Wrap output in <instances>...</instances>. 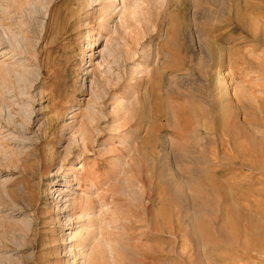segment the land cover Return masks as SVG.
<instances>
[{
  "label": "rangeland",
  "instance_id": "obj_1",
  "mask_svg": "<svg viewBox=\"0 0 264 264\" xmlns=\"http://www.w3.org/2000/svg\"><path fill=\"white\" fill-rule=\"evenodd\" d=\"M105 1L0 0V264H264V0ZM169 51L192 72H163ZM82 122L98 142L74 165L134 182L117 256L66 203L87 190L65 160Z\"/></svg>",
  "mask_w": 264,
  "mask_h": 264
},
{
  "label": "bare ground",
  "instance_id": "obj_2",
  "mask_svg": "<svg viewBox=\"0 0 264 264\" xmlns=\"http://www.w3.org/2000/svg\"><path fill=\"white\" fill-rule=\"evenodd\" d=\"M111 7V8H116L117 7V3L115 0H107L105 1L104 3V10H109L108 8ZM110 8V9H111ZM110 11V10H109ZM125 19V18H124ZM112 30V29H111ZM10 32V31H9ZM211 43V42H210ZM184 47V46H183ZM185 48V47H184ZM170 52V53H169ZM168 53L166 52V55L169 57V62L168 65H166L162 70L163 72L164 71H167V70H173V71H177V70H180V65L181 66H187L188 64V61L189 59H187L186 57H182L180 60H175L176 62H174V64H172V52L169 51ZM211 55V58L216 59H220V60H223V53H218L216 50L212 51V54L210 53ZM175 57V56H173ZM180 64H179V63ZM178 63V64H176ZM204 63V62H203ZM222 64V63H221ZM191 64H188V68L186 70H188L190 73L192 72L191 68H189ZM186 68V67H185ZM172 72V71H171ZM170 72V73H171ZM169 73V72H168ZM174 73V72H173ZM188 73V72H186ZM162 74V73H160ZM158 75V74H157ZM163 77V76H162ZM230 85V84H229ZM228 87V83L226 85V83L224 84V89H227ZM223 90V88H221ZM237 89H235V92L233 93H230L229 95H227V98L229 100L230 103L233 102V97L237 95ZM233 94V96H232ZM158 103H156V105H153L152 108H151V113H150V117H151V121L154 122V127L156 128L154 131L156 132V136L157 138L155 139V142H154V147L155 148H152V149H155L154 153H153V157H154V160H158V153H157V149L158 146L160 145V143L162 142L161 139L158 137V131L159 128H161V126L164 125V123H167V124H170L171 121H172V118L171 117H166L164 118L163 117V113L159 110L158 106H157ZM175 104V102H174ZM212 104V103H211ZM174 107V106H173ZM95 113V112H94ZM93 113V114H94ZM91 115V114H90ZM173 115V114H172ZM176 113H174L173 117H175ZM178 115V114H177ZM180 115V114H179ZM149 117V118H150ZM177 117V116H176ZM179 117V116H178ZM238 119L237 116H234V120L235 119ZM93 119V118H92ZM163 119H166L164 122H163ZM181 120V119H179ZM85 121V120H84ZM214 121V120H213ZM239 121V120H236V122ZM157 122H159L160 124H157ZM181 122V121H180ZM179 122V123H180ZM224 122V121H223ZM235 122V123H236ZM83 123V122H82ZM81 123V125L79 126V128L77 129L76 127V134H77V137L75 138V141L73 142V144L71 143L70 145V148H69V154L66 156V159L67 161H71L70 163H72V167H71V170H73V180H77V182H86L87 184V190L85 191V194L84 196L82 195H79V196H73L74 198L72 199H66V203L68 207H72V208H79L80 209V214L83 218L87 219V229L93 227V226H96L97 229H94V231H90V230H87L89 233H92V241H94L95 243H98V241H100L101 244H99L98 246H101V247H104L106 246V248L102 251V254L103 255H107V252L109 251V253H111V257H112V254H115L116 256L118 255V252L119 251H124V250H130L131 249V246H130V243L129 241L131 240L130 236L127 237V238H123L125 239V242L121 245H118V236L115 235V238H113L114 236H112V238L109 240L108 238H106L108 235H110V233H106L107 229H112L114 230V226L117 225V219H115V215H119V216H122V220H127L125 223H124V229L126 230V234H130L129 233V230H130V225H131V220L129 221V213L128 211H131V210H128V208H126V210L124 211H121L119 210L118 208L125 205V204H128V201H129V197H130V191L131 189L133 188V181H132V178L130 179H126V178H123V182H127L125 185H119L117 183V180L115 179L114 177V183H112L111 181L110 182H106L105 184L107 185V188H105V190H101V181H100V172H101V169L96 167V168H92V169H86V166H87V162L85 163H82L81 166L79 167H76V165H74L71 157L69 156L71 153L75 152V151H79L81 156H84V160H86L87 157L91 156L92 154H94L92 151H90L91 149H93L94 146H90V145H95L98 140H96L95 135H94V123H90V122H84L83 124ZM233 125H234V121H233ZM236 125H238L237 129L238 131H243V129L247 126H244L243 124H241L240 122H237ZM96 127V126H95ZM153 127V128H154ZM232 127V126H230ZM234 127L236 126H233L232 129H234ZM231 129V128H230ZM246 130V129H245ZM153 131V132H154ZM179 132V130H178ZM234 132V131H233ZM232 132V133H233ZM236 132V130H235ZM245 132V131H244ZM248 132V130H247ZM246 132V133H247ZM150 133V132H149ZM181 133V132H180ZM183 133V132H182ZM181 133V137L185 134H182ZM230 133V132H229ZM227 133V137H228V140H229V143L230 145L232 146V138L231 135ZM246 133L244 135H246ZM263 133V132H262ZM187 134V133H186ZM190 134V133H189ZM239 134V132H238ZM247 134H250V133H247ZM177 135V134H176ZM264 135V133H263ZM234 136V135H233ZM237 136V135H236ZM243 136V134H242ZM188 137V139H191L192 142H195V140L193 139L194 135L190 134V136H186ZM235 137V136H234ZM249 137V135H248ZM255 137V135L253 136ZM263 138V136H261ZM124 138V137H123ZM146 138H149V135L148 137L146 136ZM185 138V137H184ZM251 138V136H250ZM259 138V137H258ZM253 138H251L252 140ZM264 139V138H263ZM255 141H259V140H256L255 138ZM262 141V140H261ZM144 143H142L140 146L142 149L146 148L144 146L145 145V140L143 141ZM260 143V142H258ZM147 144V142H146ZM262 144V143H261ZM113 147H110V145L108 147H110L108 149V147H106V149L104 147L103 150H99V152H102L101 154L105 155L107 159H114V161H116L118 158L114 155L115 152L117 151V148L112 145ZM223 146V145H222ZM263 146V145H262ZM140 149V153L142 152ZM263 149V148H262ZM233 150L235 151L236 154H239V151L237 150V148H233ZM153 151V150H152ZM224 151V150H223ZM261 152V151H260ZM228 153V152H227ZM241 153V152H240ZM74 154V153H73ZM143 155V154H142ZM223 155V153H222ZM243 155V154H242ZM128 156V155H126ZM70 157V158H69ZM140 158V157H139ZM125 159V157H124ZM112 161V160H111ZM110 161V162H111ZM113 161V163H114ZM156 163V162H155ZM114 165V164H113ZM47 167L50 166L49 164L46 165ZM112 166V164H111ZM113 167V166H112ZM70 168V167H69ZM113 169V168H112ZM115 169V168H114ZM79 170H82V171H79ZM128 170V169H126ZM125 170V171H126ZM193 170V169H192ZM103 171V170H102ZM124 171V173H125ZM103 173V172H102ZM103 175V174H102ZM115 175V174H113ZM111 176V174H110ZM166 176V175H165ZM163 177V176H162ZM111 178V177H109ZM108 178V179H109ZM117 178V177H116ZM113 179V178H112ZM107 180V179H106ZM161 180V179H160ZM109 181V180H108ZM162 181V180H161ZM182 185L181 183L178 184V186ZM105 186V185H104ZM123 186V187H122ZM177 186V187H178ZM181 187V186H180ZM205 187V186H204ZM219 187V186H218ZM182 188V187H181ZM225 189V188H224ZM226 190V189H225ZM224 190V192H226ZM223 192V190H222ZM257 193V192H256ZM61 194H66L64 191L61 192ZM67 195V194H66ZM177 202V200H176ZM66 206V207H67ZM67 207V208H68ZM235 210V209H234ZM233 211V210H232ZM236 211V210H235ZM160 212V211H159ZM237 212V211H236ZM234 212V213H236ZM246 212V211H245ZM109 213H111L110 215H112L111 217H109ZM120 213V214H119ZM132 213V212H131ZM240 213V212H239ZM249 213V212H248ZM114 214V215H113ZM245 213H243L244 215ZM109 215V216H108ZM242 214H240L241 216ZM249 215V214H248ZM79 216V218L81 217ZM246 215L243 216V218L245 217ZM252 216H254L252 214ZM247 217V216H246ZM245 217V218H246ZM160 218V217H159ZM158 216H157V219H159ZM252 218V217H250ZM248 219V218H247ZM253 219V218H252ZM106 221V223L109 225V228H107V225H102V223ZM254 221H255V218H254ZM81 222V221H80ZM157 223V222H156ZM156 225V224H155ZM256 225V224H254ZM132 226V225H131ZM256 227V226H255ZM254 227V228H255ZM116 228V227H115ZM155 229V228H154ZM162 228H160L161 230ZM226 229V228H225ZM159 230V229H158ZM157 230V231H158ZM222 230V229H221ZM228 229H226L227 231ZM229 231V230H228ZM128 232V233H127ZM159 232V231H158ZM224 232V230H223ZM221 232V233H223ZM125 234V235H126ZM220 234V233H219ZM228 234V233H227ZM231 234V233H230ZM231 239V238H230ZM233 239V238H232ZM78 242L79 244L83 245L84 243H86V240L87 238L85 239L84 237V234H79L78 235ZM129 240V241H128ZM236 240V239H235ZM228 241H231V240H228ZM234 241V240H233ZM112 242H114L112 244ZM134 245V244H133ZM121 260V259H120ZM126 260H129V259H126ZM106 261V260H105ZM125 262V261H124ZM126 263V262H125ZM124 263V264H125ZM143 263V262H142ZM87 264H96V263H89L87 261ZM103 264V263H102ZM111 264H121L118 260L116 262H111Z\"/></svg>",
  "mask_w": 264,
  "mask_h": 264
}]
</instances>
